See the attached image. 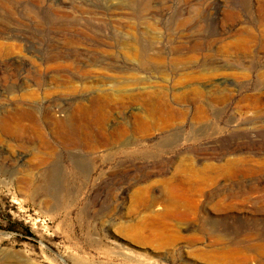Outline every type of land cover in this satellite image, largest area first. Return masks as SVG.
Masks as SVG:
<instances>
[{
	"label": "rangeland",
	"instance_id": "1",
	"mask_svg": "<svg viewBox=\"0 0 264 264\" xmlns=\"http://www.w3.org/2000/svg\"><path fill=\"white\" fill-rule=\"evenodd\" d=\"M14 114L0 264H264V0H0Z\"/></svg>",
	"mask_w": 264,
	"mask_h": 264
},
{
	"label": "bare ground",
	"instance_id": "2",
	"mask_svg": "<svg viewBox=\"0 0 264 264\" xmlns=\"http://www.w3.org/2000/svg\"><path fill=\"white\" fill-rule=\"evenodd\" d=\"M101 101V99H100ZM86 107V106H85ZM89 109V108H88ZM84 110V109H83ZM91 111V110H90ZM89 114V113H88ZM80 116V115H79ZM92 116V115H91ZM84 118V117H83ZM97 118V117H96ZM85 119V118H84ZM23 118L19 116V114H14L10 116L9 120L6 119L5 121L0 122V132L2 135H7L9 137H13L15 139L19 138L21 134L26 130L24 128V124L22 122ZM86 120V119H85ZM33 121V120H32ZM84 121V120H82ZM37 124L36 121L33 122ZM85 123V122H84ZM97 127V126H96ZM90 129V128H89ZM100 133V132H99ZM91 134V133H90ZM88 137V136H87ZM100 138V137H99ZM31 170H28L26 174H30Z\"/></svg>",
	"mask_w": 264,
	"mask_h": 264
}]
</instances>
